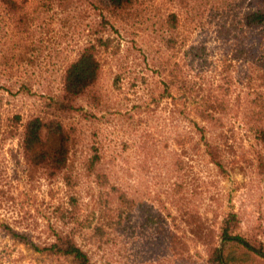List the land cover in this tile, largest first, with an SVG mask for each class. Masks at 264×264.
I'll return each mask as SVG.
<instances>
[{"label":"rangeland","instance_id":"obj_1","mask_svg":"<svg viewBox=\"0 0 264 264\" xmlns=\"http://www.w3.org/2000/svg\"><path fill=\"white\" fill-rule=\"evenodd\" d=\"M43 1L0 0V264H68L7 227L39 246L76 229L91 264H206L203 238L209 231L206 242L219 245L228 214L264 250V151L240 120L259 87L246 56H235L232 27L251 0H136L125 12L96 0L60 12ZM19 11L29 18L21 26ZM170 13L172 31L162 25ZM91 45L98 80L76 110H61L64 70ZM34 117L74 138L69 180L26 164L21 133Z\"/></svg>","mask_w":264,"mask_h":264},{"label":"trees","instance_id":"obj_2","mask_svg":"<svg viewBox=\"0 0 264 264\" xmlns=\"http://www.w3.org/2000/svg\"><path fill=\"white\" fill-rule=\"evenodd\" d=\"M70 0H47L43 1L46 9L56 7L60 12L67 11ZM109 10L125 12L132 9L136 0H96ZM251 0L249 9L244 11L238 20L232 23V27L237 31L235 40V56L242 54L250 66V76L255 77L258 85V93L247 104L246 114L244 113L242 125L249 133L253 143L258 144L264 151V56H258L260 51L264 52V0ZM71 2V1H70ZM10 8L14 5L9 3ZM29 20L26 13L19 11L15 14L16 25H24ZM177 15L170 13L162 21L170 31L176 27ZM224 29L222 26L220 30ZM168 42L172 43V37H168ZM25 49V47H24ZM193 49V48H191ZM204 48L197 49L196 52H203ZM264 55V54H263ZM253 65V66H252ZM100 73V64L97 60L94 46L82 48L76 58L65 68L62 85L63 99L58 100L59 109L76 110L75 102L84 96L97 82ZM203 120L212 121L213 117L203 112L199 116ZM21 144L24 152L25 162L30 169H40L48 173L50 177L62 176L65 181L69 180L68 159L71 153L74 138L65 129L62 123L56 119L42 120L34 117L26 121L21 133ZM211 161L221 167V159L213 146L205 143ZM94 155L92 157H96ZM93 164V161L91 162ZM149 219H146L148 221ZM12 239L30 247L35 253L56 257L65 260L68 264H91L90 257L84 252L74 240L76 229L70 231H60L55 233V239L48 245H35L24 235L6 228ZM238 221L235 214H228L221 222L220 244L215 246L208 239L209 231L203 238V244L207 250L206 264H247L252 256L264 258V250L261 245H252L249 241L236 234ZM99 230V229H98ZM155 234L158 229L154 228ZM199 234V228L193 231ZM170 234L167 238L169 251L174 256L178 252L177 244L173 242ZM190 261V260H188Z\"/></svg>","mask_w":264,"mask_h":264}]
</instances>
